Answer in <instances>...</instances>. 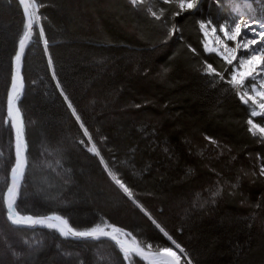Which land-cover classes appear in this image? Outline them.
<instances>
[{
    "label": "trees",
    "instance_id": "trees-1",
    "mask_svg": "<svg viewBox=\"0 0 264 264\" xmlns=\"http://www.w3.org/2000/svg\"><path fill=\"white\" fill-rule=\"evenodd\" d=\"M33 2L41 19L22 64L28 167L18 213L61 215L76 230L107 223L145 249L172 247L187 264L155 220L192 264H264V141L248 134L249 109L236 90L203 70L228 67L204 52L199 29L226 16V0L197 2L179 16L177 0ZM173 23L179 31L168 37ZM23 25L17 0H0V264H127L109 242L7 223L4 195L15 165L7 101ZM61 90L100 156L87 150L92 144ZM253 122L264 126V117ZM30 238L28 248L22 241Z\"/></svg>",
    "mask_w": 264,
    "mask_h": 264
},
{
    "label": "snow or ice",
    "instance_id": "snow-or-ice-1",
    "mask_svg": "<svg viewBox=\"0 0 264 264\" xmlns=\"http://www.w3.org/2000/svg\"><path fill=\"white\" fill-rule=\"evenodd\" d=\"M20 4L24 5L23 13L25 23L23 25L24 32L19 40V50L16 52L15 70L12 75V87L8 92V116L11 117V127L15 130V165L11 168V183L7 188V219L17 226H44L48 229H53L57 231L60 236L64 238H74V239H91L100 240L101 238H110L119 247V250L123 254L124 260L127 264H133V257L138 256L142 258L147 264H182L181 256L173 250L172 247L164 246L159 247L158 250L153 251L152 245L148 244L147 249L139 246L135 240L131 244L121 239V236H127L128 233L124 232L122 229L114 227L110 224L105 223L104 226L101 224H96L94 227L88 228L86 230H76L69 225V221L61 215H50L43 217H33L31 215H20L16 209L17 198L19 194V189L21 186V181L25 175V168L27 163L26 158V142L24 134V125L21 120V112L17 107V101L20 99L21 89L23 88V83L20 79V67L21 60L24 55L25 46L29 42V38L32 36L34 24L38 23L41 17L37 14V5L33 0H19ZM168 3V0H164ZM179 11L174 13V16H179L181 13L190 10L196 6L197 0H177ZM133 5L141 3V0H131ZM151 11V15L155 17L156 20L161 19V15H157L155 11ZM199 29L203 33L204 37L207 38L209 33L206 29V24L201 22L199 24ZM251 30V36L245 35V33ZM174 31H179L177 24L173 23L172 27L168 30V37L174 34ZM212 33H217V28L213 27L211 29ZM219 33L223 34V39L220 35H217L214 41V45L211 42H205L203 47L204 51L207 53H215L222 58L228 67L225 68L223 72L217 71L211 63H207L203 69L206 73L215 79L219 77V81L226 82L233 89L236 90L237 95H239L240 101L248 105L251 101L252 105H257L259 111L253 108L250 115L251 117L261 116L264 117V90H259L258 85L264 87V46L256 47L258 44L264 45V31L257 33L255 29L251 28L248 23H236L231 30L228 29L226 25H219ZM41 37L44 33L41 29ZM258 37V38H256ZM231 42V44L229 43ZM45 43H47L45 41ZM220 45H223V49H220ZM195 52V49H192ZM52 61L49 60V66L51 67ZM225 73L230 75V78L225 81ZM55 79V75H53ZM57 88H61V85L57 83ZM250 88L251 91L255 92V95H250L249 91H241V89ZM61 95L64 96L65 101L68 102V108L72 110V115L76 118L78 122L81 121V117L78 115L75 107L69 101L67 95L61 90ZM247 123L250 125L248 131L253 135L259 132L264 136V126L259 123L253 122V119L249 118ZM80 127L84 129V136L88 137L87 143L92 144L87 150L100 156L95 144L92 143V137L89 134L87 128L84 124L80 122ZM205 139H209L205 137ZM213 144L217 142L215 140L211 141ZM80 143H85L81 140ZM101 163L105 165V171L115 182L116 185L130 198H133V193L125 185L124 182L108 167L103 158H101ZM255 175V173H253ZM259 176L264 177V165L260 167ZM233 188L236 187L235 184L232 185ZM221 194L220 189L213 192V196H219ZM136 202L135 200L133 201ZM137 206L141 208V211L145 209L137 203ZM145 214L148 213L145 211ZM149 219L152 217L149 215ZM153 223L156 227L160 229L163 235L168 241L179 250L180 253L184 254V258L187 264H192L191 260L187 258L185 249L177 243L167 231L164 230L155 220ZM111 228V231L106 229Z\"/></svg>",
    "mask_w": 264,
    "mask_h": 264
},
{
    "label": "rangeland",
    "instance_id": "rangeland-1",
    "mask_svg": "<svg viewBox=\"0 0 264 264\" xmlns=\"http://www.w3.org/2000/svg\"><path fill=\"white\" fill-rule=\"evenodd\" d=\"M129 1L131 2V0H129ZM226 1H227L226 5L228 6V8H227V14H226V16L224 18L221 19V21L219 23H215L214 24L211 21L203 22V23L206 24V29H207V31L209 33L208 37L205 38L204 35H203V33L201 32L202 37H203V45H204L205 42H211L213 44V46H215L214 45V41H215V38H216L217 35H220L221 38L223 39V34L222 33H219V25H226L228 27V29L231 30V28L234 27V25L236 23H245L246 22L249 25H251V28L252 29H255V31L257 33L261 32V31H264V19H262V20H256L254 17H251L252 19L250 17H246V15L248 14L249 9H252L254 2L255 3H260V4H263L264 5V3H262V2H264V0H226ZM197 2L202 3L203 0H197ZM141 4H146L147 5L148 4V0H141V3H139L138 5L141 6ZM135 6H137V5H135ZM198 8H199V5L196 4V6L194 8H192V9H190V10L195 11ZM263 10H264V8H263ZM37 26H38V23H37ZM213 27H216L217 28V33H215V34L212 33V31H211V29ZM245 35L251 36V30H248L245 33ZM256 38H258V37H256ZM229 43L231 44V42H229ZM261 46H264V45L258 44L256 47L258 48V47H261ZM219 47H220L221 50L223 49V45H220ZM203 50H204V47H203ZM205 53L206 54L215 55V56H217L218 58H220L222 60V58L220 56H218L217 54H215V53H207V52H205ZM229 78H230V75H229ZM258 88H259V90H264V87H261L259 85H258ZM241 91H249V94L250 95H253V96L255 95V92L251 91L250 88L241 89ZM238 97H239V95H238ZM245 106H247L248 109H249V115H250V113H251V111H252L253 108H256V110L259 111L258 106L257 105H252L251 104V101H249L248 105H245ZM21 116H22V113H21ZM250 117H251V115H250ZM251 118L252 119H255V118H262V117L261 116H257V117H251ZM7 120L9 122V124H10V119H9L8 115H7ZM22 122H23V119H22ZM23 125H24V123H23ZM248 134H250V135H252L254 137H257L258 140H260V141H264V136H262L259 132H257L256 135H253L252 133H250L248 131ZM91 146L92 145H90V147ZM92 154H94V153H92ZM6 194H7V192H6ZM6 194L4 195V203H5V199H6ZM7 223H8V221H7ZM11 227H13V226H11ZM13 228H15V227H13ZM15 229H19V228H15ZM22 230H24V229H22ZM35 230H40V229H35ZM30 231H33V230H30ZM32 241H33V238H30L29 240H26V241L23 240L22 243L26 247L30 248L31 245L33 246V244H34ZM177 254H178V252H177Z\"/></svg>",
    "mask_w": 264,
    "mask_h": 264
},
{
    "label": "water",
    "instance_id": "water-1",
    "mask_svg": "<svg viewBox=\"0 0 264 264\" xmlns=\"http://www.w3.org/2000/svg\"><path fill=\"white\" fill-rule=\"evenodd\" d=\"M17 2H18L19 6H20V8H21V10H22V13H23L24 5L20 4L19 0H17ZM36 9H37V7H36ZM23 18H24V23H25V19H26V18L24 17V13H23ZM36 27H37V23L34 24V28H33L32 36L29 38V42H28V43L26 44V46H25L24 55H23L22 60H21L20 79H21V82L23 83V88L21 89L20 99L17 101V107H18V108H19V103H20V101H21V99H22V97H23L24 89H25L24 81H23V77H22V64H23V60H24V58H25L26 52H27V50H28L29 44H30V42H31V40H32V37H33V35H34V32H35V30H36ZM18 50H19V45H18ZM14 70H15V61H13V64H12V71H11V86H12V75H13ZM7 115H8V102H7ZM8 117H9V116H8ZM9 119H10V123H11V117H9ZM21 120H22V116H21ZM12 131H13L14 142H15V130L12 128ZM25 142H26V140H25ZM27 151H28V148H26V158H27ZM27 167H28V160H27V163H26L25 174H26ZM24 177H25V175H24ZM24 177H23V179H22V181H21V186H20V189H19V194H18V198H17L16 206H17L18 201H19L20 191H21V187H22V184H23V181H24ZM6 196H7V194H6ZM5 207H6V220L8 221V223H9L11 226H13V227H15V228L24 229V230H35V229H40V230H52V231H55V230H53V229H48L47 227L40 226V225H36V226H17V225H13V224L7 219L8 212H7V203H6V199H5ZM18 214H20V213H18ZM20 215H22V214H20ZM48 216H50V215H48ZM33 217H34V216H33ZM114 227H116V226H114ZM117 228H119V227H117ZM120 229H122V228H120ZM106 230L111 231V228H108V229H106ZM122 230H123L124 232H126V233L129 234V235H127V236H123V235H122V236H121V239H122V240L126 241L128 244H131V243L133 242V240H135V242L139 245L138 241L134 238V236H133L130 232H128V231H126V230H124V229H122ZM56 232H57V231H56ZM65 239H67V240H71V241H78V242H100V241H107V242L112 243V244L115 246V248L117 249V251L123 256V254L121 253V251L119 250V247L115 244V242L112 241L110 238H107V237L101 238L100 240H91V239L84 240V239H74V238H70V237H69V238H65ZM139 246H140V245H139ZM133 258H135V259H137V260H139V261H141V262L147 264L146 261H144L142 258H140V257H138V256H134Z\"/></svg>",
    "mask_w": 264,
    "mask_h": 264
},
{
    "label": "bare ground",
    "instance_id": "bare-ground-1",
    "mask_svg": "<svg viewBox=\"0 0 264 264\" xmlns=\"http://www.w3.org/2000/svg\"><path fill=\"white\" fill-rule=\"evenodd\" d=\"M18 51V50H17ZM24 61V60H23ZM12 87V86H11ZM11 90V89H10ZM24 91H25V89H24ZM23 94H24V92H23ZM11 124V123H10ZM12 128V127H11ZM13 132V131H12ZM14 136V135H13ZM26 140V139H25ZM15 143V142H14ZM27 145V144H26ZM28 148V147H27ZM27 154H28V151H27ZM64 238V237H63Z\"/></svg>",
    "mask_w": 264,
    "mask_h": 264
}]
</instances>
